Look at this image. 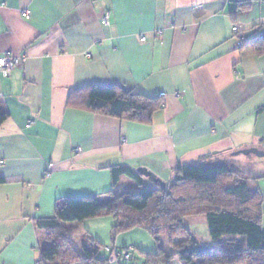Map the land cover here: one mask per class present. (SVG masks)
<instances>
[{
	"label": "crops",
	"instance_id": "0c3cea01",
	"mask_svg": "<svg viewBox=\"0 0 264 264\" xmlns=\"http://www.w3.org/2000/svg\"><path fill=\"white\" fill-rule=\"evenodd\" d=\"M262 22L264 0H0V57L24 58L0 76L9 114L0 127V264H45L46 233L34 222L53 217L62 199L138 191L124 177L113 186L114 167L165 184L179 167L228 156L264 168V158L231 156L264 151V52L240 50L231 34L236 26L253 39ZM90 86L162 98L163 107L149 125L67 107L72 91ZM254 185L264 229V179ZM114 224L101 216L64 226L105 259L157 253L146 231L113 237Z\"/></svg>",
	"mask_w": 264,
	"mask_h": 264
},
{
	"label": "trees",
	"instance_id": "16d2710c",
	"mask_svg": "<svg viewBox=\"0 0 264 264\" xmlns=\"http://www.w3.org/2000/svg\"><path fill=\"white\" fill-rule=\"evenodd\" d=\"M246 6L240 2L237 9ZM260 33L257 31L250 39L240 32L245 42L239 49L253 47L252 52H264V36ZM67 107L149 125L153 114L163 107V101L115 86H90L72 91ZM8 118L9 114L0 108V127ZM241 166L233 159L179 167L163 189L146 185L129 168L114 167L110 170L113 186L124 177L134 182L138 191L62 199L53 217L34 222L37 229L46 233L47 244L40 251L41 262L108 264V259L100 255L99 244L90 237L86 238L85 245L75 242L77 229L64 224L78 225L89 219L111 216L115 220L113 237L139 228L156 242V254L138 252L143 264H171L175 258L182 264H264L262 197L254 185L264 179V168ZM223 179L232 182L225 184ZM3 183L0 179V184ZM201 215L206 219L213 245L199 242L196 233L184 224L187 217ZM133 253L129 262L119 258L117 264H140ZM244 256L249 261L244 262Z\"/></svg>",
	"mask_w": 264,
	"mask_h": 264
},
{
	"label": "built area",
	"instance_id": "2783aa9c",
	"mask_svg": "<svg viewBox=\"0 0 264 264\" xmlns=\"http://www.w3.org/2000/svg\"><path fill=\"white\" fill-rule=\"evenodd\" d=\"M24 19H29V13L25 10L21 12ZM264 22H262L263 24ZM231 34L236 38L237 47L239 48L245 42L244 37L240 34L239 28L234 26L231 28ZM260 36L263 37L264 33H260ZM141 41H145L144 38H141ZM87 58H91L90 54H86ZM24 61L23 56H16L12 54H5V56L0 57V76L8 77L11 72L17 68ZM73 152L75 154L79 153V148H74ZM123 259L125 263L129 262L132 258L128 251L126 252H112L108 258V264H117L118 259Z\"/></svg>",
	"mask_w": 264,
	"mask_h": 264
},
{
	"label": "rangeland",
	"instance_id": "374dc122",
	"mask_svg": "<svg viewBox=\"0 0 264 264\" xmlns=\"http://www.w3.org/2000/svg\"><path fill=\"white\" fill-rule=\"evenodd\" d=\"M240 157H238V162L241 160H244L245 157H243L242 155H239ZM249 158L251 159H255L254 155H249ZM257 158V157H256ZM260 159V158H258ZM222 160V159H221ZM223 160H230L229 156L226 158H223ZM233 160V159H231ZM257 160V159H256ZM262 160V159H261ZM242 168H244V166H241ZM223 182L225 184H229L230 182H232V180L230 179H223ZM126 191V190H125ZM127 191H131V190H127ZM184 224L186 225V227L190 230H192L193 232L196 233V236L199 240V242L201 243H206L207 238H208V232H207V225H206V219L204 216H195V217H187L185 219ZM264 230V229H263ZM164 243V242H163ZM134 255V259L135 261L139 262L140 264H143V260L139 257L138 252L133 253ZM243 261L247 262L249 261V258L244 256L243 257ZM171 264H182L178 258H175Z\"/></svg>",
	"mask_w": 264,
	"mask_h": 264
},
{
	"label": "water",
	"instance_id": "95a60500",
	"mask_svg": "<svg viewBox=\"0 0 264 264\" xmlns=\"http://www.w3.org/2000/svg\"><path fill=\"white\" fill-rule=\"evenodd\" d=\"M239 155H242L245 157H247L249 155H254L257 158L262 159V158H264V151L258 150L256 148H249V149H245V150H238V151H235L231 154L232 157H237ZM136 173L146 177L154 185H158L162 189L165 188V183H163L162 181L157 179L155 176H153L152 174L147 172L145 169H138Z\"/></svg>",
	"mask_w": 264,
	"mask_h": 264
}]
</instances>
